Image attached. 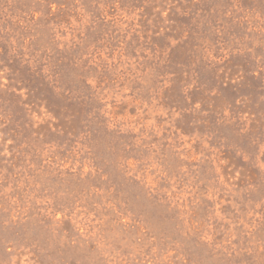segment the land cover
I'll list each match as a JSON object with an SVG mask.
<instances>
[{
	"label": "rangeland",
	"instance_id": "rangeland-1",
	"mask_svg": "<svg viewBox=\"0 0 264 264\" xmlns=\"http://www.w3.org/2000/svg\"><path fill=\"white\" fill-rule=\"evenodd\" d=\"M0 264H264V0H0Z\"/></svg>",
	"mask_w": 264,
	"mask_h": 264
}]
</instances>
